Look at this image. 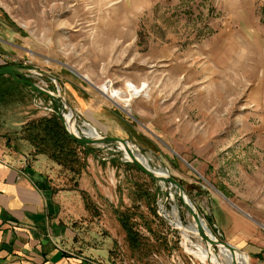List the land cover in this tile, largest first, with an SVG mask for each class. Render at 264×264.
<instances>
[{
	"label": "rangeland",
	"instance_id": "374dc122",
	"mask_svg": "<svg viewBox=\"0 0 264 264\" xmlns=\"http://www.w3.org/2000/svg\"><path fill=\"white\" fill-rule=\"evenodd\" d=\"M0 48L2 67L58 87L87 135L94 127L133 140L153 171L183 186L218 241L237 248L241 234L264 237V0H0ZM6 77L8 105L33 111L36 96L49 106ZM53 104L41 117L58 113ZM92 148L78 179L86 211L73 219L113 264H233L189 232L197 226L175 187L152 183L123 147ZM47 165L55 188L73 186ZM127 211L140 250L119 222Z\"/></svg>",
	"mask_w": 264,
	"mask_h": 264
},
{
	"label": "crops",
	"instance_id": "0c3cea01",
	"mask_svg": "<svg viewBox=\"0 0 264 264\" xmlns=\"http://www.w3.org/2000/svg\"><path fill=\"white\" fill-rule=\"evenodd\" d=\"M4 58L0 48V67ZM6 98L5 93L0 103V264H113L96 238L82 235V220L73 219L86 211L79 191L55 188L47 172L53 162L35 156L20 137L27 123L45 116V107L33 96V111L25 112ZM236 245L264 264V237L241 234Z\"/></svg>",
	"mask_w": 264,
	"mask_h": 264
},
{
	"label": "water",
	"instance_id": "95a60500",
	"mask_svg": "<svg viewBox=\"0 0 264 264\" xmlns=\"http://www.w3.org/2000/svg\"><path fill=\"white\" fill-rule=\"evenodd\" d=\"M35 74L45 77V75L41 74L40 72L37 73L36 71H31L26 68H20L17 66L0 67V77L10 76L15 82L19 83L21 86L30 88L31 90L36 92L37 95L45 96L49 98L52 102H54L58 110V115L62 119L69 136L76 143L83 146H92V147L122 145L125 147L123 153L125 154L126 159H128L129 162L133 166H135L139 171H141L146 176L157 182H162L164 184L175 187L178 192L179 200L183 203V206L189 212V214L197 221V224L199 226V236L204 243H211L215 247L222 245L227 249H229L232 253L243 254L241 250L228 243H223L218 240L217 242L216 241L214 242L203 232V230L200 227V220H199V218L202 217V215L199 213V211H197L192 201L188 198L183 186L175 179L167 175L157 174L159 172H155L151 168L147 167L136 156L137 154L135 153V149H134L135 143L133 140L115 138L110 136H101L99 134L98 135L96 134V136L94 137L85 134V126L79 125L75 110L70 105L68 100L61 94L60 89L57 87L56 91L47 90L41 87L40 85L28 80L30 76H33ZM69 115H71L70 120L68 119ZM233 264L236 263L233 262Z\"/></svg>",
	"mask_w": 264,
	"mask_h": 264
},
{
	"label": "trees",
	"instance_id": "16d2710c",
	"mask_svg": "<svg viewBox=\"0 0 264 264\" xmlns=\"http://www.w3.org/2000/svg\"><path fill=\"white\" fill-rule=\"evenodd\" d=\"M0 78L6 79L7 77L1 76ZM5 93V90L0 89V103L3 101ZM19 134L21 139L30 143L35 156H46L65 172L70 173L72 175L70 181L73 182V186L69 190L79 191L78 179L86 171V156L91 153L93 148L92 146H83L76 143L69 136L58 113L51 117H41L27 123ZM81 154L84 156L82 157ZM149 179L154 184L157 182L151 178ZM63 188L68 189L67 187ZM117 214L131 247L134 250H140L143 241L134 228L133 215H129V211L125 213L118 212Z\"/></svg>",
	"mask_w": 264,
	"mask_h": 264
},
{
	"label": "bare ground",
	"instance_id": "6f19581e",
	"mask_svg": "<svg viewBox=\"0 0 264 264\" xmlns=\"http://www.w3.org/2000/svg\"><path fill=\"white\" fill-rule=\"evenodd\" d=\"M89 79V78H88ZM104 91H107V89H104ZM108 92V91H107ZM140 92V91H139ZM111 96V95H110ZM112 96L114 98H121L122 96H120V93L119 92H116V93H113ZM111 96V97H112ZM119 100V99H118ZM118 100H116V102H118ZM120 101V100H119ZM129 105L127 104L126 106L124 105V107H128ZM126 109V108H125ZM68 119L70 120L71 119V115L68 116ZM88 130H93L95 132V134H98L97 131L95 130L94 127H90L88 128ZM95 137V136H94ZM120 147H123L125 149L124 146L120 145ZM147 167L148 164H147V160L144 159V157H142L141 155H136ZM150 168V167H149ZM157 174H160V175H165L163 173H157ZM194 219V218H193ZM200 220V227L201 229L203 230V232L211 239L213 240L214 242L216 241L217 242V239L213 236L212 232L210 231L207 223L203 220L202 217L199 218ZM195 223H196V226H197V229H190V233H193V234H197L199 235V226L197 224V221L194 219ZM203 225V226H202ZM187 231V230H186ZM209 247V253L211 254L212 251H213V248L215 247L214 245H212L211 243H206ZM217 248H221L223 249V252L225 253V255L228 257V258H232V262L236 263V264H249V259H248V256L243 253V254H238V253H232L229 249H227L226 247L222 246V245H219V246H216ZM208 256V255H207ZM247 257V258H246Z\"/></svg>",
	"mask_w": 264,
	"mask_h": 264
},
{
	"label": "built area",
	"instance_id": "2783aa9c",
	"mask_svg": "<svg viewBox=\"0 0 264 264\" xmlns=\"http://www.w3.org/2000/svg\"><path fill=\"white\" fill-rule=\"evenodd\" d=\"M50 106V107H49ZM49 106L48 107H45V111H47V112H49V113H55V108H53L54 107V104H53V102L51 101V103L49 104ZM85 134H86V132H85ZM98 135V134H97Z\"/></svg>",
	"mask_w": 264,
	"mask_h": 264
}]
</instances>
